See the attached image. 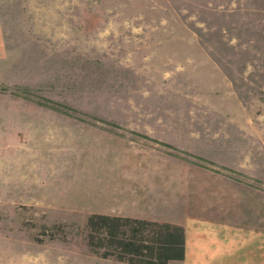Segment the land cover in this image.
I'll use <instances>...</instances> for the list:
<instances>
[{
    "label": "rangeland",
    "instance_id": "374dc122",
    "mask_svg": "<svg viewBox=\"0 0 264 264\" xmlns=\"http://www.w3.org/2000/svg\"><path fill=\"white\" fill-rule=\"evenodd\" d=\"M193 2L0 0V264H130L88 242L86 218L106 204L100 175L151 152L264 184L233 168L249 151L264 167V41L191 46L207 18Z\"/></svg>",
    "mask_w": 264,
    "mask_h": 264
},
{
    "label": "crops",
    "instance_id": "0c3cea01",
    "mask_svg": "<svg viewBox=\"0 0 264 264\" xmlns=\"http://www.w3.org/2000/svg\"><path fill=\"white\" fill-rule=\"evenodd\" d=\"M193 3V13L186 15L199 13L207 18L199 21L205 35L193 32L191 46L204 49L237 44L239 47L254 38L264 41V0H194ZM171 8L179 14L174 0ZM206 41L214 42L205 44ZM1 48L0 37V53ZM202 56L208 58L206 63L211 72L208 77L217 78L221 82L220 91L233 97L229 76L216 65L220 62L213 60L208 52ZM243 106L237 104V111L241 112ZM242 124L237 119V130H242ZM239 137L242 141L253 139ZM257 143L256 149L261 150L264 138L260 137ZM243 152L237 149V156L248 155L247 151ZM248 153L250 157L246 158L251 166L240 162L233 168L264 181L263 164L261 167L255 162L253 167L257 157L252 151ZM260 154L264 160V153ZM141 159L143 162L130 161L126 166L122 162L116 170L99 174H106V204L102 203L99 209L96 208L100 206H94L93 212L181 226L183 256L166 264H264V184L231 180L205 169L179 168L176 159L162 153L151 152Z\"/></svg>",
    "mask_w": 264,
    "mask_h": 264
},
{
    "label": "trees",
    "instance_id": "16d2710c",
    "mask_svg": "<svg viewBox=\"0 0 264 264\" xmlns=\"http://www.w3.org/2000/svg\"><path fill=\"white\" fill-rule=\"evenodd\" d=\"M88 242L103 240L106 250H117V260L130 264H166L183 256V229L176 224L128 216L91 213L86 218ZM95 234V236H93ZM109 255V251L101 253Z\"/></svg>",
    "mask_w": 264,
    "mask_h": 264
}]
</instances>
